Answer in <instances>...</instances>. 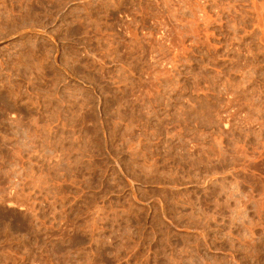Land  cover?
<instances>
[{"label": "rangeland", "instance_id": "rangeland-1", "mask_svg": "<svg viewBox=\"0 0 264 264\" xmlns=\"http://www.w3.org/2000/svg\"><path fill=\"white\" fill-rule=\"evenodd\" d=\"M0 264H264V0H0Z\"/></svg>", "mask_w": 264, "mask_h": 264}]
</instances>
